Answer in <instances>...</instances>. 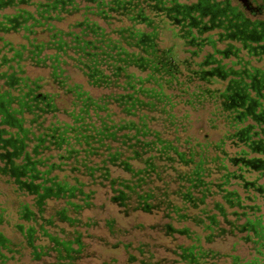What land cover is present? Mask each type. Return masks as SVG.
Listing matches in <instances>:
<instances>
[{"label":"trees","instance_id":"1","mask_svg":"<svg viewBox=\"0 0 264 264\" xmlns=\"http://www.w3.org/2000/svg\"><path fill=\"white\" fill-rule=\"evenodd\" d=\"M201 1L183 69L142 0H0V264H264V0Z\"/></svg>","mask_w":264,"mask_h":264},{"label":"rangeland","instance_id":"2","mask_svg":"<svg viewBox=\"0 0 264 264\" xmlns=\"http://www.w3.org/2000/svg\"><path fill=\"white\" fill-rule=\"evenodd\" d=\"M216 1L222 3L226 0H216ZM176 2H178L182 5L183 4L194 5V4L198 3L199 0H177ZM231 5L232 6L241 5V6L245 7L243 5V3L240 2L239 0H232ZM164 12H166L171 17L172 21L176 22L175 21L176 17L174 16L173 13L168 12V11H164ZM153 14L158 15L159 18L162 17V18L166 19L165 14H162L160 12H156ZM248 16L251 19H255V17L252 16L251 14H248ZM206 19H209V17H206ZM172 24H169V26H171V28H173V31H170V29H166L165 32L164 31L160 32V43L161 44L159 45V47L163 51H166L170 55V58L176 64H178L181 68L186 69L185 65L183 64V63H185L186 60L189 61L190 63H192L191 67H194L193 63H198L199 61H202L205 54L209 53L211 51V49L208 47H204V49H201L199 47H194V46L185 47L184 45L187 46L186 43H188V40L184 38V37H186V35L183 32L184 28L182 27V25L180 23L173 24V25ZM169 26H167V28ZM215 33H216V31L206 32L202 35V37L206 38L207 36H209L211 34H215ZM183 34H184V36H183ZM198 66L199 67H197L195 65V67L197 68V75L196 76L192 75V76H194L196 80L198 79V82L202 83V84L203 83L206 84L207 79L210 81H213L214 75L216 74V72L219 71L218 67H215V68L213 67L212 69L208 70L209 68L207 69L206 67H204L200 64ZM204 68H206V69H204ZM211 87L213 90H216V89L221 87V84L219 81L216 80V81H214V83ZM204 115H206V114H204ZM196 116L199 118L201 117L200 114H198ZM7 190H9V189L5 186V184L0 179V200L5 198V196H2L1 193L6 192Z\"/></svg>","mask_w":264,"mask_h":264},{"label":"flooded vegetation","instance_id":"3","mask_svg":"<svg viewBox=\"0 0 264 264\" xmlns=\"http://www.w3.org/2000/svg\"><path fill=\"white\" fill-rule=\"evenodd\" d=\"M176 1L177 0H142L143 5H146L147 7H149V6L155 7V8H152L151 11H150L151 16H153L154 15L153 13H156V12H160L162 14H165L166 19L160 17L165 23H169V22L170 23H174V24L180 23L182 25V27L184 28V30H183L184 34L186 36H191L193 38L194 37V33L193 32H195V31L191 27V25H192L191 22L194 20L193 19L194 16H193L192 12L195 10L197 3L195 5H186V4L182 5V4H180V3L176 2ZM218 5L219 4H218L217 1L216 2H213V1L209 2L208 0H203L197 6L200 7L203 11L216 10L217 12L219 10L217 8H221L220 10H224V11H226V10H228L230 8L229 4L225 7L226 9L223 8V7H220V5L219 6ZM245 7L249 8V0H247V3H246ZM220 10H219V12H220ZM164 11H168V12L173 13L174 16L176 17L175 18L176 22L172 21L171 17ZM223 14H224V12H223ZM154 16H156V15H154ZM158 39L160 41V32H159ZM160 44L161 43H159V45ZM177 66H179V65L177 64Z\"/></svg>","mask_w":264,"mask_h":264},{"label":"water","instance_id":"4","mask_svg":"<svg viewBox=\"0 0 264 264\" xmlns=\"http://www.w3.org/2000/svg\"><path fill=\"white\" fill-rule=\"evenodd\" d=\"M239 1L242 2L244 6H246L247 0H239Z\"/></svg>","mask_w":264,"mask_h":264}]
</instances>
